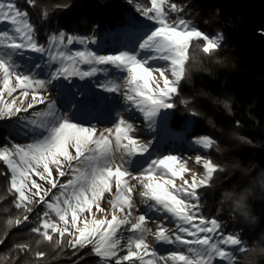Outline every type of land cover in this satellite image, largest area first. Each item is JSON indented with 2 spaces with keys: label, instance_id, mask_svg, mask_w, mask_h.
I'll list each match as a JSON object with an SVG mask.
<instances>
[{
  "label": "snow or ice",
  "instance_id": "1",
  "mask_svg": "<svg viewBox=\"0 0 264 264\" xmlns=\"http://www.w3.org/2000/svg\"><path fill=\"white\" fill-rule=\"evenodd\" d=\"M25 3L37 6V0ZM135 11L150 27L134 49L101 53L87 47L97 43L95 38L62 31L50 34L46 44L39 43L29 11L16 0H0V25L8 26L0 27V120L13 122L17 135L29 141L0 144V175L8 179L15 208L30 214L9 224L26 225L36 215L33 233L58 248L70 247L80 259L91 253L99 264H237L245 252L241 237L224 232L217 218L200 211L197 190L222 169L197 155L205 175L198 179L193 174L189 183L183 177L189 171L186 163H178L173 154L158 155L155 138L141 142L133 135L138 120L146 122V132H154L162 110L175 107L190 46L202 41V51L208 54L220 46L221 37L211 38L183 18L186 8L174 0H148ZM75 44L85 47L76 49ZM26 53L39 55L21 63L17 58L24 59ZM98 74L105 79L98 80L97 87L122 96V111L128 113L116 111L112 126L99 132L75 114L102 103L100 93H72L67 110L57 107L50 95V89L63 81ZM192 143L209 149L215 141L203 137ZM130 181L143 189L146 208L139 215H134L135 185ZM105 193L112 195L111 218L97 219L93 209L105 211L100 203ZM154 217L162 222L152 233L147 223ZM172 221L176 227L169 232L166 222ZM125 232L132 234L126 240ZM149 233L160 244L183 250L160 254L147 242ZM16 249L31 251L28 244H17ZM35 255L40 259L45 253Z\"/></svg>",
  "mask_w": 264,
  "mask_h": 264
},
{
  "label": "trees",
  "instance_id": "2",
  "mask_svg": "<svg viewBox=\"0 0 264 264\" xmlns=\"http://www.w3.org/2000/svg\"><path fill=\"white\" fill-rule=\"evenodd\" d=\"M128 1L37 0L35 8H29L25 0L16 3L29 11L41 44L47 43L50 34L62 31L90 38L105 35V49L112 50L110 46L118 43L115 47L121 51L133 49L150 27L147 21L133 22V8ZM136 1L142 5L148 2ZM174 2L186 8L183 18L211 38L221 40L218 49L208 54L202 51V41L190 46L186 75L168 119L167 140L173 148L186 142L191 149L199 146L192 143L195 139L209 137L215 141L209 148L210 156L222 170L197 190L200 211L207 218H217L224 232L241 237L245 252L239 254L237 264H253L258 253L264 252V195L257 190V198L249 199L251 212L258 218L249 222L234 213L231 200L222 196L226 192L239 194L264 170V0ZM12 135L11 123L0 121V144H7ZM3 168L0 164V171ZM13 201L8 179L0 175V239L5 241L0 244V264H99V258L91 253L80 259L81 254H74L70 247L58 248L33 233L31 228L38 223L36 215L30 216L28 225L9 224V220L29 214L16 209ZM134 208L136 214L138 209ZM166 226L169 232L176 227L174 221L166 222ZM124 237H128L126 232ZM17 244H28L31 251L20 252ZM162 249L164 254L183 250L179 245H162ZM36 252H44L45 256L38 259Z\"/></svg>",
  "mask_w": 264,
  "mask_h": 264
},
{
  "label": "rangeland",
  "instance_id": "3",
  "mask_svg": "<svg viewBox=\"0 0 264 264\" xmlns=\"http://www.w3.org/2000/svg\"><path fill=\"white\" fill-rule=\"evenodd\" d=\"M130 6L133 8L131 9L133 13L132 20L134 23H139V22H145L143 21L142 18L139 17L138 13L135 11V7L137 4H141V2L132 0V2H129ZM0 27H8L7 25H0ZM77 37H86V36H77ZM97 40L96 44H90L87 45L89 49L97 50L101 53H107V52H114L117 51L118 48L120 47H115L117 46L118 43L115 44V46H110L112 47V50H106L104 46V42H107L106 38L107 36L101 35L99 37H94ZM138 44V41L136 42V45ZM135 45V46H136ZM134 46V47H135ZM74 48L76 49H83L85 46L80 45V44H75L73 45ZM134 49V48H133ZM129 47H126V50H121V51H127V50H133ZM218 49V48H217ZM39 54L36 53H26V56L24 59L17 58L21 63H26L27 57H38ZM163 63V62H160ZM84 69H87V65H82ZM110 78H115L110 77ZM155 78V76H154ZM105 77L102 74H98L96 77H91V78H85L84 80H81L79 77H73L71 80V83L67 81L61 82L62 86H57L54 89H50V95L53 100L57 102V107L61 108V110H67L70 106L66 104L67 98L72 95V93H79L81 91H88L89 93H100V95L103 97L102 103H94L90 109V111H86L83 113H76L75 114V119L81 120L85 123H92L97 126V131H102L104 127H110L112 126V114H114L116 111H121L123 115L127 116L128 113L123 112V108L125 107L124 100L122 96L116 93H111V95L107 96L104 95L105 93L107 94L108 92H102L101 89L97 87V81L98 80H103ZM123 83V81H121ZM151 86V85H150ZM123 91V89H122ZM18 95V93H17ZM81 97L77 95L76 99H80ZM5 99H8V97H5ZM30 102V99L29 101ZM173 109L169 110H162V113L159 115L157 118V124H156V129L154 132L151 131H145L146 130V122L143 120H138L136 122V129L137 131L133 133L135 136H139L141 142H147L148 140L155 138L156 143L154 145V148L156 150V153L158 155H164V154H173L179 157L178 163H186L187 169L189 171H186L183 173V177L185 180H188L189 183L192 180L193 174L198 179H201L205 175V170L202 166V164H197L196 163V156L200 155L202 156L203 159H211L210 156V150L209 149H204L202 146H198L195 149H191L188 146V143L183 142L178 145H174L175 147L173 148L172 143L170 140H167V135L166 131L168 128V119L170 118V115L172 113ZM3 122H10L6 120H0ZM12 125L13 129V135L11 136L10 140L15 141L16 143L20 144H25L28 141V138L23 136V135H17L16 132V126L13 122H10ZM209 138V137H208ZM211 139V138H210ZM9 143V142H8ZM201 147V148H200ZM173 148V149H172ZM174 150L169 153V151ZM142 161H138V163H141ZM55 175V173H54ZM40 183H43L42 181H39ZM177 185L181 184L182 181L177 178L175 181ZM130 183L135 185V190L132 193V198L134 202V207L138 209L140 213H137L134 215H139L141 212L144 211L146 205L143 201V198L140 196V192L143 190L142 186L137 182V181H130ZM113 191H115L114 183H113ZM112 199V195L110 193H105L104 196L101 199V207L105 210L104 212H97L95 208L93 211L95 212V218L97 219H104L105 217L111 218V206L108 203L109 200ZM30 215V214H28ZM85 215H88L87 213ZM89 219H91V216H89ZM22 220V219H21ZM162 221L157 218L150 219L147 223V227L152 230V233L156 231L157 224L161 223ZM29 222L26 224L28 225ZM22 226L25 224H21ZM170 226V224H168ZM170 228V227H169ZM127 236L132 235L129 232H126ZM128 237L125 238V240ZM147 242L155 248L158 253L164 254V251L162 249V245L157 242L154 238V235L151 233L146 235ZM123 254V253H122Z\"/></svg>",
  "mask_w": 264,
  "mask_h": 264
},
{
  "label": "clouds",
  "instance_id": "4",
  "mask_svg": "<svg viewBox=\"0 0 264 264\" xmlns=\"http://www.w3.org/2000/svg\"><path fill=\"white\" fill-rule=\"evenodd\" d=\"M257 177H259V179H257L255 183L245 186L239 194L235 192H226L222 196V198L231 200L232 211L238 213L246 222L258 220L251 212L252 205L249 203V199L257 198V190H259L260 195H264V170H261V172L257 174ZM261 236L264 237V233H262ZM261 261H264V252L258 253L253 264H261Z\"/></svg>",
  "mask_w": 264,
  "mask_h": 264
}]
</instances>
